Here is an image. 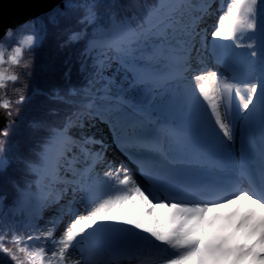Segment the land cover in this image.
<instances>
[{"label": "snow or ice", "instance_id": "obj_1", "mask_svg": "<svg viewBox=\"0 0 264 264\" xmlns=\"http://www.w3.org/2000/svg\"><path fill=\"white\" fill-rule=\"evenodd\" d=\"M0 116V264H264V0H60L0 30Z\"/></svg>", "mask_w": 264, "mask_h": 264}, {"label": "trees", "instance_id": "obj_2", "mask_svg": "<svg viewBox=\"0 0 264 264\" xmlns=\"http://www.w3.org/2000/svg\"><path fill=\"white\" fill-rule=\"evenodd\" d=\"M62 39L63 37L49 36L44 46L36 51V59L34 63L36 65H39L40 63H47L53 68L59 69L70 51L68 49H61L60 43ZM10 46H15V41L13 39L7 42L6 48H10ZM31 55L33 54L25 52V59ZM5 67L7 68L8 65H5ZM11 70L17 72L20 75V81L15 85L10 83L5 95L8 98L15 100L17 98L16 90L19 89L24 91L25 84H28L30 89L32 87L33 81L28 79L25 75L26 70L16 67L12 68ZM51 75L52 74L50 72H42L37 70L35 73V84L45 91L49 90L52 85V80L50 79ZM59 75V72H57V79H59ZM46 103L47 101L45 97L37 96L29 104L22 105L19 109V114H17V110L13 108V119L15 123L10 131L9 142L14 146L15 150L19 152L25 151L29 136L28 122L29 120L39 118L42 115ZM15 167L17 166H10V175L15 174L13 171Z\"/></svg>", "mask_w": 264, "mask_h": 264}, {"label": "water", "instance_id": "obj_3", "mask_svg": "<svg viewBox=\"0 0 264 264\" xmlns=\"http://www.w3.org/2000/svg\"><path fill=\"white\" fill-rule=\"evenodd\" d=\"M59 2L60 0H0V30L5 25L34 16ZM4 122L3 116H0V126Z\"/></svg>", "mask_w": 264, "mask_h": 264}, {"label": "rangeland", "instance_id": "obj_4", "mask_svg": "<svg viewBox=\"0 0 264 264\" xmlns=\"http://www.w3.org/2000/svg\"><path fill=\"white\" fill-rule=\"evenodd\" d=\"M26 34H29V32H24V33H22V34H16V35H14L13 36V40L15 41V43L18 41V40H20V39H22V37H23V35H26Z\"/></svg>", "mask_w": 264, "mask_h": 264}]
</instances>
